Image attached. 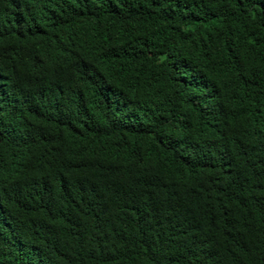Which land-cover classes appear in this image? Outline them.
Masks as SVG:
<instances>
[{
    "label": "trees",
    "instance_id": "obj_1",
    "mask_svg": "<svg viewBox=\"0 0 264 264\" xmlns=\"http://www.w3.org/2000/svg\"><path fill=\"white\" fill-rule=\"evenodd\" d=\"M0 264H264V0H0Z\"/></svg>",
    "mask_w": 264,
    "mask_h": 264
}]
</instances>
